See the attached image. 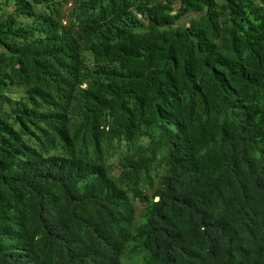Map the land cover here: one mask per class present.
<instances>
[{
	"label": "trees",
	"instance_id": "obj_1",
	"mask_svg": "<svg viewBox=\"0 0 264 264\" xmlns=\"http://www.w3.org/2000/svg\"><path fill=\"white\" fill-rule=\"evenodd\" d=\"M131 241L264 264V0H0V264Z\"/></svg>",
	"mask_w": 264,
	"mask_h": 264
},
{
	"label": "rangeland",
	"instance_id": "obj_2",
	"mask_svg": "<svg viewBox=\"0 0 264 264\" xmlns=\"http://www.w3.org/2000/svg\"><path fill=\"white\" fill-rule=\"evenodd\" d=\"M4 6V3L1 4ZM70 2L64 4L62 7V12L68 13L70 9ZM12 5L7 6V9H11ZM20 89L18 87H11L9 91L7 92L12 99L17 98L19 95ZM114 161V173H118L120 170V165L118 164L117 159H113ZM158 183V176L153 174L152 176V184L155 186ZM153 188L149 187L148 185L144 187V192L149 194L152 191ZM133 205H134V223L133 227L137 224H139L142 221L143 217V210L144 206L146 205L145 202L140 201L139 199H132ZM144 256V251L140 247V244L138 241H131L130 243L127 244L125 253L123 255V261L125 264H138L142 262V258Z\"/></svg>",
	"mask_w": 264,
	"mask_h": 264
},
{
	"label": "bare ground",
	"instance_id": "obj_3",
	"mask_svg": "<svg viewBox=\"0 0 264 264\" xmlns=\"http://www.w3.org/2000/svg\"><path fill=\"white\" fill-rule=\"evenodd\" d=\"M146 186H147V185H146ZM146 186H145V187H146Z\"/></svg>",
	"mask_w": 264,
	"mask_h": 264
}]
</instances>
